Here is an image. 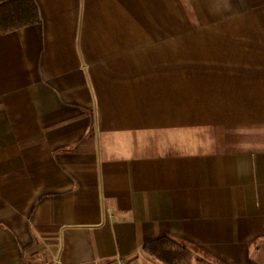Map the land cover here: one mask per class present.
Segmentation results:
<instances>
[{
	"label": "crops",
	"instance_id": "crops-1",
	"mask_svg": "<svg viewBox=\"0 0 264 264\" xmlns=\"http://www.w3.org/2000/svg\"><path fill=\"white\" fill-rule=\"evenodd\" d=\"M34 1L0 30V264L160 234L264 264V0Z\"/></svg>",
	"mask_w": 264,
	"mask_h": 264
},
{
	"label": "trees",
	"instance_id": "trees-1",
	"mask_svg": "<svg viewBox=\"0 0 264 264\" xmlns=\"http://www.w3.org/2000/svg\"><path fill=\"white\" fill-rule=\"evenodd\" d=\"M40 21L34 0H0V30L9 32ZM141 251L161 264H216L166 234L144 241Z\"/></svg>",
	"mask_w": 264,
	"mask_h": 264
},
{
	"label": "built area",
	"instance_id": "built-area-1",
	"mask_svg": "<svg viewBox=\"0 0 264 264\" xmlns=\"http://www.w3.org/2000/svg\"><path fill=\"white\" fill-rule=\"evenodd\" d=\"M119 264H134L131 260H121Z\"/></svg>",
	"mask_w": 264,
	"mask_h": 264
},
{
	"label": "rangeland",
	"instance_id": "rangeland-1",
	"mask_svg": "<svg viewBox=\"0 0 264 264\" xmlns=\"http://www.w3.org/2000/svg\"><path fill=\"white\" fill-rule=\"evenodd\" d=\"M196 254V253H195Z\"/></svg>",
	"mask_w": 264,
	"mask_h": 264
}]
</instances>
